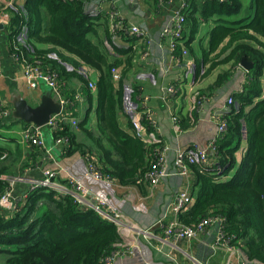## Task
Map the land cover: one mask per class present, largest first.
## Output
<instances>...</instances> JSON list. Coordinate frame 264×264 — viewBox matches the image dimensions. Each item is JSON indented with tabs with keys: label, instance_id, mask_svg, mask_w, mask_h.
I'll use <instances>...</instances> for the list:
<instances>
[{
	"label": "trees",
	"instance_id": "trees-1",
	"mask_svg": "<svg viewBox=\"0 0 264 264\" xmlns=\"http://www.w3.org/2000/svg\"><path fill=\"white\" fill-rule=\"evenodd\" d=\"M88 1L27 0V19L8 10L10 54L16 53L15 41L14 48L31 61L40 62L46 70L56 72L61 84L77 78L82 83L83 97L90 104L94 95L89 88L93 84L89 73L91 69L100 73L96 82L98 123L91 129L87 117L78 121L88 144L80 143L74 127L65 124L55 137L69 140V146L62 150L64 155L94 152L106 177L121 185H137L155 169L159 151L151 153L141 139L128 134L119 123L123 91L122 85L117 87L114 83L112 71L120 70L121 65L129 68L133 53L131 48L121 50L114 45L112 37L116 34L110 30L107 17L102 21L90 13ZM150 1L159 6L171 0ZM194 4L199 6L202 20L218 17V24L210 33L209 48L196 60V79L205 78L220 65L236 66L242 58L252 62L253 69L243 90L233 95V105L221 114L228 128L216 141L214 166L191 165L194 179L189 192L195 201L180 215V220L193 225L209 216L222 217L230 246L244 252L247 264H264V0H254L253 15L246 19H235L243 9L242 0H203ZM187 15L196 33L199 19ZM100 26L116 53L127 57L126 62H110L108 48L98 39ZM24 27L28 35L23 43L17 37ZM118 35L126 42L129 39L123 33ZM192 39L193 36L182 51ZM177 49L178 45L174 52ZM122 72L124 76L126 70ZM229 77V73L219 75L211 90L222 87ZM68 96L73 101L75 92ZM30 147L26 158L21 145L16 150L0 147V198L10 188L9 179L17 177L13 167L20 175L39 167V157L46 150ZM242 150L238 163L237 154ZM18 163L22 165L20 169ZM16 196L22 198L15 210L9 212L0 206V259L6 258V264H100L122 242L114 222L79 205L70 194L46 187L30 190L27 186ZM42 206L45 212L38 216Z\"/></svg>",
	"mask_w": 264,
	"mask_h": 264
},
{
	"label": "crops",
	"instance_id": "crops-1",
	"mask_svg": "<svg viewBox=\"0 0 264 264\" xmlns=\"http://www.w3.org/2000/svg\"><path fill=\"white\" fill-rule=\"evenodd\" d=\"M195 1L203 2V0H171L159 6L150 0H89L87 3L89 12L94 16H99L102 21L106 19L116 3L126 21L146 31L145 39L129 36L126 42L123 36L112 37V42L116 47L121 50L131 48L133 53L130 67L126 68L121 65V69H118L120 74L121 71L126 70L125 75L123 76L122 72L118 81L113 79L117 87L122 85L123 91V106L119 114V123L128 134H131V131L133 133V122L139 121L145 138L141 140L151 150V153L155 150L157 154L159 151L157 156L162 148H167V159L170 166H173L175 154L178 151H192L196 146L208 145L212 139L220 138L217 116L230 109L229 97L241 92L250 79V71L245 70L240 63L236 66L234 64L220 65L205 78L196 79V60L202 58L203 51L209 48L210 33L217 26L218 17H212L208 21L202 20L201 10L194 4ZM242 1L243 9L235 19H246L253 15L254 0ZM26 2L27 0H0V25H3V29L0 30V99L10 106L11 111H13V90H18L32 106L39 105L41 97L47 92L53 95L52 90L43 84L38 89H30L23 79L21 67L14 62L10 54L11 39L8 35V27L11 24V17L7 11H16L27 19ZM187 3L189 5L187 13L199 19V26L194 33L192 23L186 22L184 33L178 42L177 52H174L171 49V38H164L163 32L174 12ZM45 23L46 19L42 25L45 26ZM98 32V39L108 48L110 62H126L124 60L127 57L117 54L113 44L106 39L104 27L100 26ZM27 35L28 29L24 27L17 40L24 43ZM192 36L191 43L186 50L182 51L183 45L188 43ZM94 41L98 40L94 39ZM38 47L50 48L49 45H38ZM225 73L230 74L226 83L218 89L211 90L218 76ZM99 75L97 70H90L89 78L95 86L94 88L89 86L94 95L91 104L83 97L82 83L77 78L64 85L60 81L62 95L66 99H69L68 94L74 92L75 95L80 94L79 99L73 100V104L66 109L72 114L62 117L60 123L74 127L78 141L83 144H88L89 140L78 128V123L86 117L88 128L93 129L98 123L96 82ZM170 86L175 87L174 94L167 93ZM88 109L91 110L87 114ZM174 117L179 118L178 124L174 122ZM11 119L12 113L2 126L3 132L8 135L5 140L7 144L4 147L16 150L17 145L21 144L18 141L13 143L11 135L14 131L10 127ZM72 119H75L76 126L73 125ZM24 126L19 128L18 135ZM48 128L45 133L46 141L49 146H53L58 139L55 137L58 129ZM64 143V147L55 151L53 159H45V154H41L39 167L32 168L28 172L30 173L28 178H42L46 171H52L57 174L58 180L62 183H66L68 178L73 177L93 186L97 193L107 201L108 206L120 211L126 219L125 222L128 223V226L119 227L122 242L118 248L126 249L125 247H132L135 244L134 231L150 230L152 235L163 236V229L160 226L154 228L153 226L167 213V208L174 202L179 191L191 189L194 179L192 169L186 176L165 178L156 187H152L148 180L140 181L133 186L121 185L111 177L108 178L112 181L97 182L93 176H88L91 161L96 163L101 170L96 153L76 152L71 156H66L62 150L69 146V140L65 138ZM21 146L25 149L23 156L26 158L29 152L27 149L31 147L24 144ZM243 152L244 150L237 154L238 163L241 161ZM216 153L217 150L209 153L208 167L214 166ZM232 175L233 172L228 178ZM26 185L27 183L23 182L17 183L14 194H22L28 186ZM173 217L172 213L170 219ZM168 221L169 218L165 223ZM217 231V226H213L195 240L176 243V248L173 245H165L163 247L165 253L171 252L175 261L150 247L144 239H140V251L133 256L121 257L117 264H197V262L201 264H241V260L245 259L241 249L236 247L230 251L227 248L216 247ZM160 243L159 239H154L155 246H160Z\"/></svg>",
	"mask_w": 264,
	"mask_h": 264
},
{
	"label": "built area",
	"instance_id": "built-area-1",
	"mask_svg": "<svg viewBox=\"0 0 264 264\" xmlns=\"http://www.w3.org/2000/svg\"><path fill=\"white\" fill-rule=\"evenodd\" d=\"M188 3L183 4L179 7L173 14L172 18L169 19L167 27L164 29L163 37L171 38V49L175 51L178 45V40L182 38L184 33L185 24L187 22V10ZM107 19L109 21V27L112 33L118 34L123 33L127 36L138 37L141 39L146 38V31L133 23H130L124 19L121 12L118 10L116 3L112 7V10L107 14ZM15 41L13 42V50H16V53L12 54V58L15 63H17L22 70V76L25 80V83L30 89H38L42 84L47 86L52 90L53 96L60 101L63 106V110L58 115H53L46 125L47 127L60 129L61 123L60 120L65 115H71L72 112H67L66 109L69 105L73 104V101L66 99L62 95L59 75L50 70L45 69L40 62L31 61L28 55L18 51L15 47ZM186 53V52H184ZM113 79L118 81L120 79V71L114 69L112 71ZM1 74V66H0ZM91 88H94L92 84ZM176 89L174 86H170L167 89V93L174 94ZM80 94H76L74 101L79 99ZM233 97H229L228 106L233 105ZM229 109V108H228ZM12 111L10 106L6 105L5 101L0 99V139L6 140L2 136L4 121L11 115ZM222 115H218V135L219 137L223 136L228 128L226 120L221 119ZM179 119V118H178ZM177 117H174V122L178 124ZM73 125L76 126L75 119H72ZM44 127V126H43ZM43 127H38L34 124H25V126L19 131V140L18 142L22 145H31L40 149H45V159H53L54 153L58 148L65 146V138L56 139L53 146H49L46 141V135L43 132ZM131 135L145 139L142 133V126L139 121L133 122V133ZM216 139H212L208 145L196 146L192 151H178L175 154V159L173 166H170L167 159V148H162L159 155L157 156V165L155 169L147 175V180L149 181L152 187H156L161 183L165 178L173 176H186L191 171V165H200L202 167H208V155L211 151H216ZM0 147H3L0 145ZM88 176H93L94 180L97 182H104V180L112 181L108 177H104V174L93 161L89 164ZM5 179H9L4 177ZM27 183L30 190H35L37 188L46 187L53 190H58L60 192L70 194L74 197L75 201L87 208H91L101 215L104 219L114 222L118 227L128 226V223L125 222V218L120 211L114 210L108 206L107 201L101 197L93 186L85 184L82 180L76 178H68L66 183H62L58 180L57 174L52 171H46L42 178L37 177H24L20 176L17 178H10L8 191L6 194L0 198V206L11 212L15 210L21 202L22 197H17L14 194V188L17 183ZM194 202L192 195L189 192V189L181 190L177 193L174 202L169 208H167V213L153 226L161 227L163 229V236L158 237L152 235V231H134L136 234V241L132 247L118 248L114 250L108 257L104 258L100 264H117L118 260L121 257L133 256L136 252L140 251V239H144L150 247L162 253L167 258L175 261L174 256L171 252L165 253V245H173L176 248V243L180 241H192L197 239L202 234L206 233L211 227L217 226V240L216 247L227 248L230 251L234 250L230 246L231 239H228L225 236V220L222 217L218 216H209L205 219L200 220L198 223L193 225H185L180 220V215L184 213L188 207H190ZM174 214L173 219H170V215ZM169 218L168 223L165 221ZM154 239H159L161 241L160 246L154 245ZM215 247V248H216ZM197 264H201L198 263ZM231 264V263H227ZM241 264H247L245 259L241 260Z\"/></svg>",
	"mask_w": 264,
	"mask_h": 264
},
{
	"label": "water",
	"instance_id": "water-1",
	"mask_svg": "<svg viewBox=\"0 0 264 264\" xmlns=\"http://www.w3.org/2000/svg\"><path fill=\"white\" fill-rule=\"evenodd\" d=\"M2 29L3 25H0V30ZM240 66L248 72L253 69L252 62L246 60V58L241 59ZM12 94V118L26 124L43 127L48 124L53 115H58L63 110L60 101L53 97L50 92L41 97V102L37 106H32L18 90H13Z\"/></svg>",
	"mask_w": 264,
	"mask_h": 264
},
{
	"label": "rangeland",
	"instance_id": "rangeland-1",
	"mask_svg": "<svg viewBox=\"0 0 264 264\" xmlns=\"http://www.w3.org/2000/svg\"><path fill=\"white\" fill-rule=\"evenodd\" d=\"M247 1H248V0H245V2H247ZM245 8H246V5H245ZM11 120H12V125L10 124V127H11V130L14 131V133L11 135V137L13 138V139H12V140H13V143H15V142H17V141L19 140V135H18V130H19V128H21L22 125H25V124H24L22 121H20V120H15L14 118H12ZM19 124H20V125H19ZM48 129H49V128H48L47 126H44V127H43V132L46 133V132L48 131ZM2 136H3L4 138H6L8 135L5 134V133H3ZM6 144H7L6 141L0 139V145H1V146L4 147ZM19 162L22 163L21 161H19ZM18 166H19L18 169H20V166H22V165L18 163ZM13 170L16 171L15 174H17V177H19V176H26V177H29V174H28V172H27L28 170H26V171L24 172V174H22V175H20V172H19L18 170H16L15 167H13ZM17 177L15 176V178H17ZM44 212H45V208L42 206V208H40V210L38 211L37 215H38V216H39V215H42ZM5 259H6V258H5ZM5 259H4V257H2V258L0 259V264H6Z\"/></svg>",
	"mask_w": 264,
	"mask_h": 264
},
{
	"label": "bare ground",
	"instance_id": "bare-ground-1",
	"mask_svg": "<svg viewBox=\"0 0 264 264\" xmlns=\"http://www.w3.org/2000/svg\"><path fill=\"white\" fill-rule=\"evenodd\" d=\"M46 126V125H45Z\"/></svg>",
	"mask_w": 264,
	"mask_h": 264
}]
</instances>
